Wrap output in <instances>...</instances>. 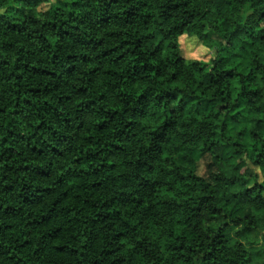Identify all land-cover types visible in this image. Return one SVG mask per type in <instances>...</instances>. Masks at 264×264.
Listing matches in <instances>:
<instances>
[{
	"label": "clouds",
	"instance_id": "1",
	"mask_svg": "<svg viewBox=\"0 0 264 264\" xmlns=\"http://www.w3.org/2000/svg\"><path fill=\"white\" fill-rule=\"evenodd\" d=\"M0 264H264V0H0Z\"/></svg>",
	"mask_w": 264,
	"mask_h": 264
}]
</instances>
